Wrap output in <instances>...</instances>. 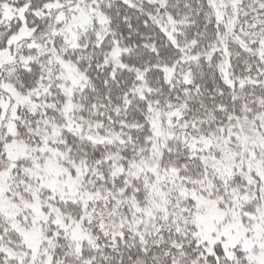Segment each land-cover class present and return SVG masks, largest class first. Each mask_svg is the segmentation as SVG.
Segmentation results:
<instances>
[{
  "label": "snow or ice",
  "instance_id": "6c2138e0",
  "mask_svg": "<svg viewBox=\"0 0 264 264\" xmlns=\"http://www.w3.org/2000/svg\"><path fill=\"white\" fill-rule=\"evenodd\" d=\"M0 264H264V0H0Z\"/></svg>",
  "mask_w": 264,
  "mask_h": 264
}]
</instances>
